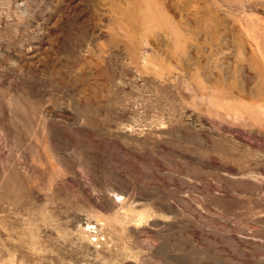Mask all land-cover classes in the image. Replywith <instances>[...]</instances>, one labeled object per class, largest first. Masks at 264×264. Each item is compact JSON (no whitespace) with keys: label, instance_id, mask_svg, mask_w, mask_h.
<instances>
[{"label":"rangeland","instance_id":"rangeland-1","mask_svg":"<svg viewBox=\"0 0 264 264\" xmlns=\"http://www.w3.org/2000/svg\"><path fill=\"white\" fill-rule=\"evenodd\" d=\"M0 264H264V0H0Z\"/></svg>","mask_w":264,"mask_h":264}]
</instances>
